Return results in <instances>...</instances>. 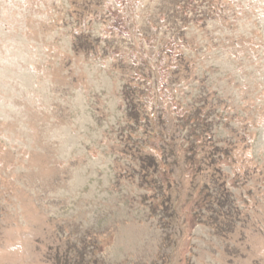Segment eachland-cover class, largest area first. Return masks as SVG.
<instances>
[{
  "label": "rangeland",
  "instance_id": "rangeland-1",
  "mask_svg": "<svg viewBox=\"0 0 264 264\" xmlns=\"http://www.w3.org/2000/svg\"><path fill=\"white\" fill-rule=\"evenodd\" d=\"M0 264H264V0H0Z\"/></svg>",
  "mask_w": 264,
  "mask_h": 264
},
{
  "label": "trees",
  "instance_id": "trees-1",
  "mask_svg": "<svg viewBox=\"0 0 264 264\" xmlns=\"http://www.w3.org/2000/svg\"><path fill=\"white\" fill-rule=\"evenodd\" d=\"M134 115V114H133ZM136 116V115H135ZM152 159V158H150ZM144 163V162H143ZM142 163V164H143ZM153 167V164L150 165V162L146 165V166H143V168L146 170V172H149L150 169ZM165 205L168 204V202H171V200L169 199V201H162Z\"/></svg>",
  "mask_w": 264,
  "mask_h": 264
}]
</instances>
